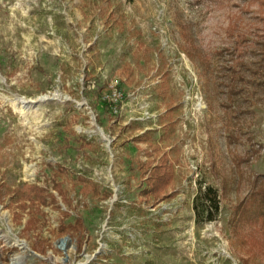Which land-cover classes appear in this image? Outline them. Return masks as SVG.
Here are the masks:
<instances>
[{
    "label": "rangeland",
    "instance_id": "obj_1",
    "mask_svg": "<svg viewBox=\"0 0 264 264\" xmlns=\"http://www.w3.org/2000/svg\"><path fill=\"white\" fill-rule=\"evenodd\" d=\"M236 31L254 57L232 58ZM261 37L264 0H0V264H264ZM232 65L262 84L235 94ZM150 144L176 173L154 205ZM30 184L57 201L28 229ZM200 184L220 212L197 224Z\"/></svg>",
    "mask_w": 264,
    "mask_h": 264
},
{
    "label": "trees",
    "instance_id": "obj_2",
    "mask_svg": "<svg viewBox=\"0 0 264 264\" xmlns=\"http://www.w3.org/2000/svg\"><path fill=\"white\" fill-rule=\"evenodd\" d=\"M244 35L245 34L240 31H236L235 33L236 38L238 37V39H236L237 41H235L236 51H234V53H231V55H233L232 58H236L238 61L243 60L242 54L244 53L253 55L251 57H254V55L256 54L255 51H248L246 53V50L248 48L245 47V45L248 44L249 38L243 41ZM253 43H255L256 47L261 48L260 54H262L261 56L264 59V38L261 37V39H257L256 42ZM239 48L244 49L240 50ZM242 68V65H237L236 67L232 65L228 67L227 71L225 70V72L229 74L228 77L227 74L225 75L227 77V80L229 81L227 85L235 94L242 93L241 89L244 90L245 86L248 87V83L254 85L262 84L261 82L258 83L257 76L259 72L256 71V69L253 71L249 66L246 71L242 73ZM242 74H246L247 76H244ZM254 76L256 78L255 81L252 80V77L254 78ZM103 104L104 106L110 107L111 100L104 99ZM119 106L120 104H118V107ZM145 134L139 138L144 140L146 136ZM148 146L149 147H147L146 151H144L146 159L143 160L139 156L137 161L139 178L141 179L142 183L139 187L138 197L140 202L145 203L148 202L149 199L153 198L155 203L153 202L152 205H154L162 199L164 200L173 197V195L176 193L174 191H171L173 189V186L175 185L174 181L176 173L175 164L170 159V155L168 152L162 150L160 145L150 144ZM57 177L58 175L54 176L53 179L52 185L54 187V190L59 193V195L68 205H71L72 201L69 199L67 194H65L66 190L62 187V182L57 181ZM256 183L258 184V179ZM94 190L96 193L98 192L97 186H94ZM14 194L16 195V197L18 196L19 200L29 202L31 215L26 226V228L28 229L32 226L33 223H35L37 219L35 218V216L42 215V209H40L42 205L46 206L57 201L55 194L50 191L49 187H42L35 184L26 185L25 189L23 190L17 189ZM251 196L259 197V193H251ZM251 196L249 197V199H251ZM22 204L24 207V204L26 203ZM242 204L243 202L236 208V212L234 213V215H239ZM193 208L195 212L196 222L198 224L216 220L220 212V198L218 189L212 185L200 184L199 192L194 198ZM245 213L248 214L246 216H251L254 213L256 215L257 211H244V214ZM67 214L68 213L65 212V215ZM236 219L239 221V218L236 217ZM237 220L233 224H237Z\"/></svg>",
    "mask_w": 264,
    "mask_h": 264
},
{
    "label": "crops",
    "instance_id": "obj_3",
    "mask_svg": "<svg viewBox=\"0 0 264 264\" xmlns=\"http://www.w3.org/2000/svg\"><path fill=\"white\" fill-rule=\"evenodd\" d=\"M125 69V73H123V74H128V73H131L132 72V68L131 67H126V68H124ZM128 76V75H127ZM174 191H175V189H174ZM177 193V192H176ZM194 209V208H193ZM196 218V217H195ZM197 223V222H196ZM198 224V223H197Z\"/></svg>",
    "mask_w": 264,
    "mask_h": 264
},
{
    "label": "built area",
    "instance_id": "obj_4",
    "mask_svg": "<svg viewBox=\"0 0 264 264\" xmlns=\"http://www.w3.org/2000/svg\"><path fill=\"white\" fill-rule=\"evenodd\" d=\"M111 96H112V95H109V96L105 97V99L111 100V104H112V101H113V100L111 99ZM109 98H110V99H109ZM118 104H120V102H118V103L115 105V108H116V109H117V108L119 109L120 106H121V104H120V106L118 107Z\"/></svg>",
    "mask_w": 264,
    "mask_h": 264
},
{
    "label": "bare ground",
    "instance_id": "obj_5",
    "mask_svg": "<svg viewBox=\"0 0 264 264\" xmlns=\"http://www.w3.org/2000/svg\"><path fill=\"white\" fill-rule=\"evenodd\" d=\"M25 102V101H24Z\"/></svg>",
    "mask_w": 264,
    "mask_h": 264
}]
</instances>
